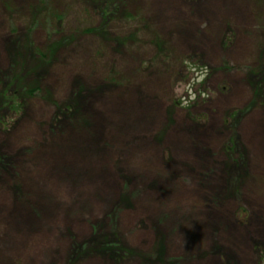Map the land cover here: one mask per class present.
<instances>
[{"label": "rangeland", "instance_id": "obj_1", "mask_svg": "<svg viewBox=\"0 0 264 264\" xmlns=\"http://www.w3.org/2000/svg\"><path fill=\"white\" fill-rule=\"evenodd\" d=\"M16 53L0 264H264V0H0Z\"/></svg>", "mask_w": 264, "mask_h": 264}, {"label": "trees", "instance_id": "obj_2", "mask_svg": "<svg viewBox=\"0 0 264 264\" xmlns=\"http://www.w3.org/2000/svg\"><path fill=\"white\" fill-rule=\"evenodd\" d=\"M20 51H22V48L19 49V52L18 54H20ZM18 54L16 53V55L14 56V62H15V65H14V68H13V71L16 68V65H17V60L16 58L18 57ZM17 72V71H16ZM16 72L14 71V73L12 74L11 78H9V82H7L8 80V74L7 72H4V73H0V106L1 105H4L6 102L8 103V108H7V111L8 110H17V108L15 107L18 103V99L19 100H22L21 98V94L19 95V93H17L16 89L19 88V92L22 91L23 94H26L27 96H31L33 95L35 92H36V88L38 87H30V88H27V87H24V88H21L20 90V86L22 85L21 82H20V77L22 78L23 77V73L20 74V77L16 74ZM13 77V78H12ZM7 80V81H6ZM22 107V106H21ZM245 111V110H244ZM240 112V113H237V114H234L235 118H238L239 116H241V114H243V112ZM233 116V117H234ZM231 117V116H230ZM232 119V118H231ZM235 140V138H234ZM235 143V142H234ZM229 150H233V146L230 145L228 147ZM9 165V161L7 159H2L0 158V172L5 170V168ZM113 243H116L114 241L112 242H105L103 245H102V249L103 251L108 254V256H111L112 258H115V255H117V253H114L111 249V246ZM115 246V245H113ZM115 247H118V246H115ZM79 248V247H78ZM76 249V248H75ZM117 251V250H116ZM120 255H122L121 253H124V252H119V249L117 251ZM79 254V253H78ZM76 257V256H74Z\"/></svg>", "mask_w": 264, "mask_h": 264}]
</instances>
